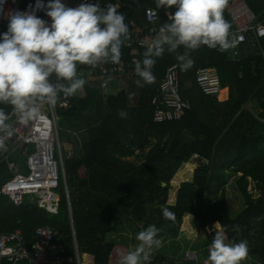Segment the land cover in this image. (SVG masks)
<instances>
[{
    "label": "trees",
    "instance_id": "16d2710c",
    "mask_svg": "<svg viewBox=\"0 0 264 264\" xmlns=\"http://www.w3.org/2000/svg\"><path fill=\"white\" fill-rule=\"evenodd\" d=\"M26 1L19 0L22 6ZM120 1L122 11L144 25L149 24V7L159 11V28L168 21L165 9L157 8L154 0ZM246 1L264 21V0ZM224 15L232 25L230 31L234 30L225 10ZM260 39L257 46L246 42L250 54L244 49L238 60L230 57V49L220 52L202 46L190 52L194 63L187 71L180 68V80L181 94L192 108L180 120H154L157 105L153 99L160 95V82L169 66L178 63L176 53L167 52V46L152 69L155 82L143 87L136 83L135 65L127 72V87L112 94L84 72L85 86L57 103L67 104L58 110L62 130L75 127L81 131L78 141L69 138L80 157L65 158L71 209L64 183L57 205H15L2 193L3 183L11 176L3 163L0 233L21 228L31 238L37 227L52 226L63 233L68 253L74 256L73 221L81 252L92 254L94 264H111L116 243L107 237L120 223L122 210L142 225L141 230L155 225L160 229L158 238L170 242L150 252L151 264H203V260H186V253H181L179 238L188 217L192 228L206 234L202 256L209 254L215 227H220L229 242L247 240L254 263L264 264V37ZM146 49H141L139 61ZM185 51L183 47L177 50ZM203 67L217 68L223 84L221 96H208L200 87L197 71ZM88 68L78 65V74ZM115 84L112 81L110 86ZM250 102L257 108L249 109ZM0 107L11 114V106ZM121 111L127 113L125 118L119 115ZM134 156L135 160L129 159ZM194 162L198 166L193 172ZM229 172L240 175L236 184L245 200L244 209L235 217L225 211L221 199ZM187 173L193 180L182 182L176 204H170L172 181ZM165 207L174 213V220L162 216Z\"/></svg>",
    "mask_w": 264,
    "mask_h": 264
},
{
    "label": "clouds",
    "instance_id": "9594fccd",
    "mask_svg": "<svg viewBox=\"0 0 264 264\" xmlns=\"http://www.w3.org/2000/svg\"><path fill=\"white\" fill-rule=\"evenodd\" d=\"M0 0V14L3 3ZM165 9L168 21L135 62L137 85L155 82L152 72L156 58L167 52L176 53L182 71L194 63L190 52L206 46L226 52L237 45L231 37V23L225 18L228 0H154ZM175 9L168 12L169 9ZM30 10H10L6 15L7 30L0 32V105L11 106L22 122L36 118L45 106L57 105L78 93L87 81L78 74V65L93 68L101 63H119L121 48L129 39V25L115 5L101 8L83 0L70 7L63 0H35ZM44 11L49 20L38 16ZM183 47L186 51L178 53ZM121 118L127 113L121 111ZM9 114L0 107V150H6V136L12 135ZM162 216L174 220V213L163 208ZM238 230V226H237ZM158 229L149 225L135 234L139 243L119 264H151L150 252L159 247ZM210 264H241L248 255L247 240L229 242L223 231L215 230L208 248Z\"/></svg>",
    "mask_w": 264,
    "mask_h": 264
},
{
    "label": "built area",
    "instance_id": "2783aa9c",
    "mask_svg": "<svg viewBox=\"0 0 264 264\" xmlns=\"http://www.w3.org/2000/svg\"><path fill=\"white\" fill-rule=\"evenodd\" d=\"M70 7L78 6L83 0H63ZM97 3L101 8L115 5L117 10L125 16L129 25V39L121 48V59L117 63H101L97 67L91 66V72L99 79L101 87L107 90L112 81L127 74L131 65L139 61L142 48L150 46L159 30V11L153 7L146 10L147 21L144 25L136 18L128 16L122 11L120 0H89ZM29 5H35V0H28L24 10H30ZM3 14H0V24L7 25L6 15L10 10H21L18 0H5ZM235 29L230 31L231 37L237 41L233 49L234 55L240 54V48L249 40L255 45V38L264 37V24L258 21V16L246 0H228L225 7ZM168 12H172L171 9ZM38 16L46 21L44 11H37ZM125 50L128 52L125 55ZM197 82L205 94L211 97L221 96L223 86L220 76L210 67H203L197 71ZM157 105L154 112L156 122L182 119L192 108L189 100L181 94L180 67L173 63L167 69L166 75L160 83V95L153 99ZM60 106H65L61 103ZM57 105L45 106L38 116L27 123L17 118L12 111L11 131L16 135L15 145L9 153H0V165L7 163L13 176L9 177L2 186V193L8 196L15 205L30 204L40 208L57 205L60 195L59 188L66 177L65 158L59 130ZM11 135V136H12ZM10 136V137H11ZM20 151L24 158V171H18V164L10 158L11 154ZM68 198L69 191L64 183ZM52 196L54 200L52 202ZM71 209L70 198L68 200ZM20 223V221H19ZM73 239L75 256L68 253L63 233L52 226L37 227L30 238L23 229L0 233V264H94V256L85 257L80 250L76 237L74 223ZM188 259L199 260L197 252H190ZM208 264V257L204 258Z\"/></svg>",
    "mask_w": 264,
    "mask_h": 264
},
{
    "label": "rangeland",
    "instance_id": "374dc122",
    "mask_svg": "<svg viewBox=\"0 0 264 264\" xmlns=\"http://www.w3.org/2000/svg\"><path fill=\"white\" fill-rule=\"evenodd\" d=\"M88 77L90 79H92V76L90 74H87ZM130 77V75L128 76L127 74L125 76H123L121 79H119V81L115 84V87H110L107 88L106 92L109 94L112 93H117L120 88H126L128 81L127 78ZM93 80V79H92ZM253 102L248 104L249 109H256L258 105H253ZM61 128V139H62V145H63V155L65 158H68L70 156L71 153V145L74 149V145L69 142V138L71 140L76 139L77 141L79 140L81 131L77 130V128L75 127H69L66 130H62ZM8 152H10V149L7 150ZM73 155L79 156L80 154L78 151H73ZM24 156L21 155L20 151L14 152L12 154V159L18 164V171H24ZM130 160H135L136 157H131L129 158ZM198 164L196 162H194V167H193V172L195 170V168H197ZM81 174L84 175L83 171H81ZM193 176V175H192ZM240 175L239 174H235V173H231L229 172V178H228V183L226 185L225 191L223 192V199L224 203H223V207L225 209V211L230 214L231 216L235 217L236 215H238L245 207V200L243 195L241 194V192L239 191L236 181L238 179ZM193 180L192 177H189L188 179L185 178V181H191ZM182 182H184V179H175L172 181V188L170 191V196H169V203L170 204H176L177 202V198H178V194H179V190L181 188ZM60 194V190L58 191ZM220 197V196H219ZM54 200V196H52V202ZM49 211H51V208H48ZM120 218L121 221L120 223L117 224V226L114 227V229L108 234L107 239L109 241H115L118 242V245L123 246V248H125V250H130L131 248H134L139 242L135 240V234L138 233L139 231H141V224L132 221L129 213L123 212L122 210L120 211ZM215 230H221L220 227H215ZM213 235H215L213 233ZM206 234L202 233L200 230L198 229H194L191 227L190 222L188 220V217L186 218V221L184 223L182 232L180 234V242H181V253L183 254V256L186 253V257L185 259L187 260V256L189 257V253L190 252H194L197 251L198 256H199V261L203 260L204 258H207L208 255L203 254L202 256V252H203V248H202V244L205 241ZM116 245V244H115ZM170 242H162L161 245L159 247H153L151 249V252L154 251H158L160 248L164 247V246H169ZM188 247V248H187ZM187 249H190L188 251H186ZM167 250L168 247H167ZM170 252V251H169ZM112 254H114L115 259L117 260V258L120 259L121 254L118 253V251L113 250ZM201 254V255H200ZM75 256V254H74ZM184 258V257H183ZM203 264H205L204 261H202ZM198 264V263H197ZM208 264H210V262L208 261ZM241 264H255L253 257L250 254V246H248V255L247 258L245 260H243L241 262Z\"/></svg>",
    "mask_w": 264,
    "mask_h": 264
},
{
    "label": "crops",
    "instance_id": "0c3cea01",
    "mask_svg": "<svg viewBox=\"0 0 264 264\" xmlns=\"http://www.w3.org/2000/svg\"><path fill=\"white\" fill-rule=\"evenodd\" d=\"M28 1V0H27ZM26 1V2H27ZM18 4H19V7H20V9L21 10H24L25 8V6H22L21 5V3L19 2V0H18ZM250 6V5H249ZM225 11H226V9H224ZM253 10V9H252ZM227 12V11H226ZM228 13V12H227ZM258 21H260V22H262L263 24H264V21H262V20H259L258 19ZM7 30V25H3V24H0V32H4V31H6ZM252 37L253 38H255L256 40H255V45L254 46H257L258 45V43H260L261 42V39H259V38H256V36H254L253 34H252ZM263 38V37H262ZM262 45V44H261ZM244 49H246V51H247V53L248 54H250V51L248 50V48L245 46V44L240 48V54L238 55V56H236V55H234V52H233V49H230L229 50V55H230V57L231 58H233V60H238L239 59V56L242 54V51L244 50ZM263 49V48H262ZM125 53V55H127L128 54V52H124ZM246 53V54H247ZM261 53V52H260ZM259 53V54H260ZM261 55H262V53H261ZM133 65H135V64H133ZM210 68H212V69H214V71L220 76V74H219V72H218V70H217V68H214V67H210ZM85 72V74H90L91 76H92V79H90L89 77H88V75H87V77H88V79L91 81V82H94V83H96V84H98L99 86H100V82H99V79L97 78L96 79V77L92 74V72H91V69H90V67L87 69V71H82L81 73H80V75H83V73ZM128 74H129V72H128ZM126 75V74H125ZM124 75V76H125ZM123 77V76H122ZM122 77H120L119 79H121ZM221 78V77H220ZM119 79H116V80H114L116 83L119 81ZM161 83V82H160ZM222 86H223V84H222ZM111 87V86H110ZM109 87V88H110ZM222 92H223V90H222ZM222 94V93H221ZM61 103H64V101L63 100H61L60 101ZM67 104L65 103V106H66ZM65 106H58L57 105V109L59 110V107H65ZM57 110V111H58ZM12 113V112H11ZM11 115V114H10ZM10 115H9V121H11V119H10ZM59 118V117H58ZM58 123H59V121H58ZM59 130H60V126H59ZM60 135H61V130H60ZM10 138L11 137H7L6 136V150H0V153H2V152H4V153H9L7 150L8 149H10V151H11V149L14 147V145H15V142H10ZM62 140V139H61ZM8 142H10V145H8L7 146V144H8ZM71 144V143H70ZM71 153H70V156L69 157H72V156H74L73 155V151H74V149H73V147H72V145H71ZM10 158L12 159V154H11V156H10ZM65 158V157H64ZM13 160V159H12ZM7 164V163H6ZM193 166H194V164H192ZM7 166H8V164H7ZM8 169H9V167H8ZM9 171H10V173H11V176H13V172L9 169ZM10 176V177H11ZM189 177H192V175H191V173H187V174H184V176L183 177H181V179L183 180L184 179V181H185V178L186 179H188ZM4 184V183H3ZM3 186V185H2ZM117 243L118 242H116V245H115V248H114V250H116V251H118V253H120L121 255L122 254H126L127 252H128V250H125V248H123V246H121V245H118L117 246ZM89 254L88 253H85V257L87 258L88 257V259H89V256H88ZM115 259V256H114V254H112V256H111V264H117V263H119V258H117V260H114ZM5 264H7V263H5Z\"/></svg>",
    "mask_w": 264,
    "mask_h": 264
},
{
    "label": "water",
    "instance_id": "95a60500",
    "mask_svg": "<svg viewBox=\"0 0 264 264\" xmlns=\"http://www.w3.org/2000/svg\"><path fill=\"white\" fill-rule=\"evenodd\" d=\"M16 140V135H12L10 138V142H15ZM10 142H8L7 146L10 145ZM64 183H66V186L68 187V183H67V177L64 178Z\"/></svg>",
    "mask_w": 264,
    "mask_h": 264
}]
</instances>
